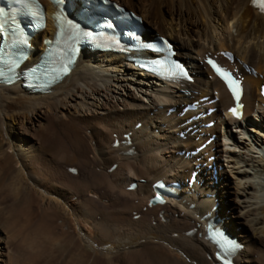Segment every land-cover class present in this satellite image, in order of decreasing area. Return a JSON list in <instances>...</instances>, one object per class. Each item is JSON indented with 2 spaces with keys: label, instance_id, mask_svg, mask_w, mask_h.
Wrapping results in <instances>:
<instances>
[{
  "label": "bare ground",
  "instance_id": "obj_1",
  "mask_svg": "<svg viewBox=\"0 0 264 264\" xmlns=\"http://www.w3.org/2000/svg\"><path fill=\"white\" fill-rule=\"evenodd\" d=\"M41 1L48 25L34 38L35 52L24 68L40 59L44 40L53 39L56 31V9L49 0ZM115 1L142 16L147 37L174 41L178 58L196 75L195 83L184 87L190 95L112 54H83L48 94L0 83V193H6L3 202L15 203L0 210V264H216L215 248L205 238L207 220L201 219L215 198L219 206L212 214L245 246L238 263L264 264V13L251 0H125L129 7ZM165 8L170 19L163 15ZM222 50L234 53L232 67L245 76L247 121L225 116L242 135L225 132L235 152L218 140L192 159L181 157L180 150H195L219 133L220 125L202 130L206 136L200 141L195 136L180 140L176 133L192 125H182L190 114L176 118L168 110L179 111L181 102L195 96L205 98V122L219 119L232 100L204 59ZM244 65L256 74L246 73ZM213 90L218 101L210 97ZM208 108L217 112L207 115ZM129 132L131 144L123 143ZM116 138L119 147L113 146ZM212 155L218 167L225 165L218 184L207 180L202 169L204 184L193 185L199 195L186 188L179 200L148 206L154 181L189 177L193 160ZM113 164L117 168L110 171ZM70 167L77 173H61ZM134 181L137 189L129 190ZM191 229L196 231L190 235Z\"/></svg>",
  "mask_w": 264,
  "mask_h": 264
},
{
  "label": "rangeland",
  "instance_id": "obj_2",
  "mask_svg": "<svg viewBox=\"0 0 264 264\" xmlns=\"http://www.w3.org/2000/svg\"><path fill=\"white\" fill-rule=\"evenodd\" d=\"M124 2H125V0H123ZM127 2V1H126ZM125 2V3H126ZM136 2H138V0H136ZM128 3V2H127ZM139 6L141 7L142 5L141 4H138V7L135 9V10H140L139 9ZM126 7V6H125ZM128 7H129V3H128ZM146 7H148V6H146ZM233 7V6H232ZM127 8V7H126ZM220 9V8H219ZM169 9H167V8H165L164 10H163V15L166 17V18H169L170 19V16H171V11L169 10ZM185 11H186V8L184 9ZM137 12V11H136ZM170 12V13H169ZM175 12H177V10H175ZM169 13V14H168ZM167 14V15H166ZM197 16L198 17H200V19H202V20H204L205 18H204V16H203V13L201 12V11H199L198 13H197ZM204 18V19H203ZM145 26H147L146 25V23H145ZM159 30V29H158ZM212 35L216 38L217 36H218V34H217V32L216 31H213V33H212ZM196 43H198V44H200L201 45V42H199V39L198 40H196L195 41ZM209 78H211V77H209ZM210 97H212L211 95H210ZM214 115V114H213ZM37 119H38V117H37ZM207 130H209V129H207ZM211 131V130H210ZM209 131V132H210ZM229 134L231 135V136H235V137H239V136H241L242 135V129H240V128H237V127H235V126H231V130H229ZM60 141L62 142L63 141V143H65L64 145H66V144H68V141H67V139H62V137L60 138ZM220 143L222 144V145H225L224 147H225V149L226 150H232V152H235V150H234V147L231 145L232 144V141L231 140H229V141H225V143H223L222 141H220ZM230 145V146H229ZM61 173L63 174V173H69V171H65V169L63 170V171H61ZM93 191V190H92ZM4 194L6 195V193H4L3 192V194L2 193H0V210L2 209V208H4V207H6V206H10V205H13V204H15L14 203V201H12V199L10 200V201H8V202H3L4 201ZM5 205V206H4ZM33 212H35V210H33ZM136 213H133V216L135 217L136 215H135ZM134 220H138V219H135L134 218ZM85 227V229H86V226H84ZM58 230V229H57ZM55 233H56V231H55ZM57 235H59L58 233H56Z\"/></svg>",
  "mask_w": 264,
  "mask_h": 264
},
{
  "label": "snow or ice",
  "instance_id": "obj_3",
  "mask_svg": "<svg viewBox=\"0 0 264 264\" xmlns=\"http://www.w3.org/2000/svg\"><path fill=\"white\" fill-rule=\"evenodd\" d=\"M260 7H261V11H264V3H262ZM208 63L212 66V68L216 71V73L225 81L229 90L232 92L233 96L238 102L240 98V86L237 80L231 75L230 72L222 69L214 61L209 60ZM231 112L234 116L240 118V112L238 108L231 109ZM225 264H228V262L226 261Z\"/></svg>",
  "mask_w": 264,
  "mask_h": 264
}]
</instances>
